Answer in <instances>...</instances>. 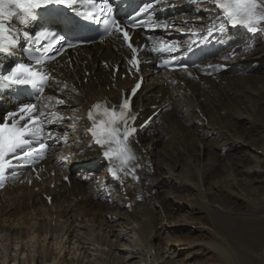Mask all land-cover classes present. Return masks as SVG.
I'll return each instance as SVG.
<instances>
[{"label": "bare ground", "instance_id": "bare-ground-1", "mask_svg": "<svg viewBox=\"0 0 264 264\" xmlns=\"http://www.w3.org/2000/svg\"><path fill=\"white\" fill-rule=\"evenodd\" d=\"M212 10L211 0H203L181 12L191 22H212ZM15 21L29 24L21 16ZM226 37L231 47L208 62V71L197 69L196 79L140 68L138 101L169 104L137 143L128 146L134 159L126 164L121 159L90 164L100 153L85 135L82 117L86 103L113 98V87L125 82L114 76L110 84L111 77L97 62L117 65L123 54L118 42L110 38L79 50L68 69L64 63L56 70L63 78L56 86L58 97L66 100L53 101L48 90L36 109H51V136L57 146L50 168L68 171L69 186L59 182L47 188L46 183L60 181L59 176L31 187L16 181L5 186L0 193V264H264V31ZM0 46L13 50L1 40ZM232 49L237 54L229 59ZM3 53L0 71L7 62ZM82 70L88 74L84 83L78 75ZM158 90L163 93L154 102ZM236 141L241 143L238 148ZM204 143L211 150L209 164L199 154ZM174 169L184 173L173 178ZM189 175L198 185L219 179L212 196L199 188L191 198L182 195L185 201L178 200L186 194L181 191L191 188ZM160 181L171 189H164L167 196L157 194ZM40 192L49 195L48 205ZM232 195L244 204L242 209L228 205ZM113 207L117 210L108 212ZM9 213L11 223L4 218ZM124 215L130 221L121 225ZM156 229L164 232L160 252L152 245ZM238 232H249L248 239L241 242ZM198 256L201 259H194Z\"/></svg>", "mask_w": 264, "mask_h": 264}, {"label": "snow or ice", "instance_id": "snow-or-ice-1", "mask_svg": "<svg viewBox=\"0 0 264 264\" xmlns=\"http://www.w3.org/2000/svg\"><path fill=\"white\" fill-rule=\"evenodd\" d=\"M213 3L219 8L224 10L227 18L234 24H240L248 27L251 31H264V0H212ZM76 0H0V21L9 20L18 14H22L23 17L31 18L34 16V9L42 7L44 4H75ZM110 11V9H109ZM141 11H144L143 9ZM89 19H95L96 17L93 13H88ZM112 25L119 30V25L116 21H111ZM6 29L3 23H0V33L5 32ZM124 39L129 40L128 33L124 32ZM130 48L132 44L128 45ZM167 47V46H166ZM133 57L130 61L133 65L138 63L137 57L135 55L136 49L133 48ZM8 49L0 46V52H7ZM37 63H41L40 60H37ZM45 77L38 75L36 72L30 71L28 68L23 65L17 67L11 75L3 77V81H7L10 84L15 85H24L31 84L34 87H39L40 83H43ZM140 85L137 84L136 88H139ZM136 88L133 89L135 93ZM43 91V88L40 89ZM63 103V101H59ZM101 105L97 104L93 106V109L89 111V119H93V111L99 109ZM129 102L124 101L120 105V111L116 112L113 110L111 113L107 109L104 110L105 115L109 116L107 122L101 121L99 126L96 123L93 124V128L89 129L93 136L96 137V142L98 144H115L116 148L111 149L109 152H106V156L116 155L121 159L122 163L126 164L128 160L134 159L130 155L131 149L127 145L129 137L133 135L136 131L135 128H129L127 126ZM36 111V105L28 103L24 104L19 108L18 113L24 114L20 116V119L23 120L27 116V123L22 127H18V121L15 117L18 115L17 112H9L6 117L3 118V122H0V184L3 182V173L8 161L5 159L9 154L15 157V153L18 150H23L28 147L29 141L24 137L29 133L33 136L36 135V129H30L29 124H34L37 118L32 117V113ZM12 118L11 124L8 120ZM135 119V117H131ZM118 121H122L125 124L123 130V139H120V129L116 127ZM40 150L45 148V145L41 143L39 145ZM36 149L28 148L27 151L23 152L24 156H31Z\"/></svg>", "mask_w": 264, "mask_h": 264}, {"label": "rangeland", "instance_id": "rangeland-1", "mask_svg": "<svg viewBox=\"0 0 264 264\" xmlns=\"http://www.w3.org/2000/svg\"><path fill=\"white\" fill-rule=\"evenodd\" d=\"M238 59V58H237ZM144 81V80H143ZM165 109L166 110H168V107H165L164 106V109H161L159 112H161V111H165ZM159 112L156 114V115H154L153 117H152V119L151 120H154V119H156V120H158L159 119ZM150 120V121H151ZM65 134V136H66V132L64 133ZM68 138H69V136H68ZM234 145L235 146H237V148H238V145L240 146L241 145V143H239L238 141H236V142H234ZM210 148H209V145L207 144V143H204V145L203 146H200L199 147V154L200 155H202V158H201V161L203 162V163H206V164H209L210 163V160H211V155H210V153H211V150H209ZM252 152H255L254 150H252ZM207 156V157H206ZM206 158V159H205ZM205 159V161H203ZM184 162H182L181 164H183ZM180 169H182V167L180 168ZM179 169V170H180ZM179 170H177L178 172H174V171H176L175 169L172 171L173 173H172V177L174 176V177H180V176H176V173H180V171ZM184 172H182L181 171V173H180V175L181 174H183ZM195 175H197V173H195ZM173 177V178H174ZM181 177H183V176H181ZM191 177V178H190ZM193 176H190L189 175V177H188V179H187V181H189L188 182V185H189V187H191V188H189L188 189V191L186 190H183V191H181V192H186V194L185 193H182L180 196H179V198H178V200H180V201H185L184 199H187V198H191V196H192V194H196L195 193V191L196 190H199V188L200 189H203L202 190V192H204L205 193V191H206V193L207 194H209V195H211L212 196V194L213 193H211V192H213V185L217 182V181H219V179H217L216 178V180H215V178H208V179H206V180H204V181H201V184L200 185H198L197 183H196V177H195V179L194 178H192ZM190 178V179H189ZM191 179H192V181H191ZM239 179H241V177L239 178ZM208 180V181H207ZM210 180V181H209ZM194 181V182H193ZM205 181H207V182H205ZM215 181V182H214ZM191 183L193 184V186H195L194 188H193V186L191 185ZM211 183V184H210ZM195 184V185H194ZM206 184V185H205ZM207 186V187H205V186ZM165 186V187H164ZM201 186V187H200ZM209 188H211V190L209 189ZM166 189H169V190H171L166 184H165V182L164 181H160L159 182V187H158V190H157V194H159L160 195V197L162 196V197H164V196H167V194H168V192H166L165 190ZM207 189V190H206ZM191 191V192H190ZM209 191V192H208ZM236 191V190H235ZM173 192V191H172ZM194 192V193H193ZM165 194V195H162V194ZM170 193V192H169ZM238 192L236 191V194H237ZM189 194H190V196H189ZM182 195H184V196H182ZM199 195V194H198ZM185 197L184 199L183 198H180V197ZM76 199L77 200H79L80 199V197L78 196V197H76ZM189 200V199H188ZM234 200V203L232 202ZM232 202V203H231ZM236 205V208H240V209H242V207H243V203H241L240 204V202L237 200V199H235V196L234 195H232L231 196V198H230V200H229V202H228V205H230V206H233V205ZM128 207H130L129 205H128ZM48 209H51V208H48ZM116 211L117 209H116V207H113V208H110V210L108 211V212H112V211ZM129 211V210H128ZM182 211V210H181ZM2 214V213H1ZM79 217V216H78ZM2 218V217H1ZM4 218H5V220H7V222L8 221H10V223L13 221V215L12 214H6V215H4ZM121 219L122 220H119V222H120V224L121 225H124L126 222H128V221H130V216H127V215H124V216H121ZM154 224L156 225V227L160 224V222H159V220H158V217H155L154 218ZM6 223H4V225H5ZM49 225H51V224H49ZM158 232L159 231H157V229H156V234H155V238H153L152 239V245H153V247L157 250V251H159V250H161V248L163 247V234H164V232H160L159 234H158ZM155 233V232H154ZM238 234V236H239V238H240V241L241 242H243V241H246L247 239H248V236H249V232H238L237 233ZM249 242H245L244 244H248ZM160 252V251H159ZM194 259H201V257H195ZM203 259V258H202Z\"/></svg>", "mask_w": 264, "mask_h": 264}]
</instances>
